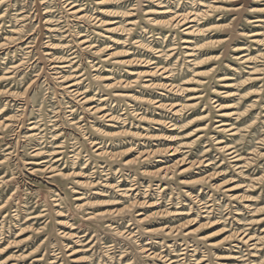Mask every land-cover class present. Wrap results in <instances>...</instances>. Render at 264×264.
Segmentation results:
<instances>
[{"label": "rangeland", "instance_id": "374dc122", "mask_svg": "<svg viewBox=\"0 0 264 264\" xmlns=\"http://www.w3.org/2000/svg\"><path fill=\"white\" fill-rule=\"evenodd\" d=\"M0 264H264V0H4Z\"/></svg>", "mask_w": 264, "mask_h": 264}, {"label": "snow or ice", "instance_id": "6c2138e0", "mask_svg": "<svg viewBox=\"0 0 264 264\" xmlns=\"http://www.w3.org/2000/svg\"><path fill=\"white\" fill-rule=\"evenodd\" d=\"M4 3V0H0V4Z\"/></svg>", "mask_w": 264, "mask_h": 264}, {"label": "bare ground", "instance_id": "6f19581e", "mask_svg": "<svg viewBox=\"0 0 264 264\" xmlns=\"http://www.w3.org/2000/svg\"><path fill=\"white\" fill-rule=\"evenodd\" d=\"M150 74V73H149Z\"/></svg>", "mask_w": 264, "mask_h": 264}]
</instances>
